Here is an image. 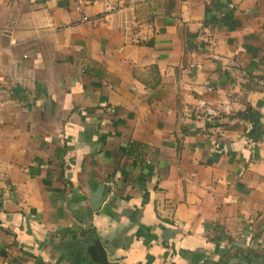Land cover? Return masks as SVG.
Returning <instances> with one entry per match:
<instances>
[{
  "label": "crops",
  "instance_id": "obj_1",
  "mask_svg": "<svg viewBox=\"0 0 264 264\" xmlns=\"http://www.w3.org/2000/svg\"><path fill=\"white\" fill-rule=\"evenodd\" d=\"M248 106L264 0H0V264H264Z\"/></svg>",
  "mask_w": 264,
  "mask_h": 264
},
{
  "label": "trees",
  "instance_id": "obj_2",
  "mask_svg": "<svg viewBox=\"0 0 264 264\" xmlns=\"http://www.w3.org/2000/svg\"><path fill=\"white\" fill-rule=\"evenodd\" d=\"M235 115L239 118H243L249 120L253 123L252 127L246 131V135L250 137L252 140L257 141L263 138L264 131L262 130V126L259 121V112L254 110L250 106L246 108L244 111H239ZM216 119V118H212Z\"/></svg>",
  "mask_w": 264,
  "mask_h": 264
},
{
  "label": "water",
  "instance_id": "obj_3",
  "mask_svg": "<svg viewBox=\"0 0 264 264\" xmlns=\"http://www.w3.org/2000/svg\"><path fill=\"white\" fill-rule=\"evenodd\" d=\"M101 199L102 197L99 196V194H95L94 201H92V207L94 209L98 208ZM87 252L91 259L97 264H119L116 261L108 260L105 250L98 239H95L93 244L88 247Z\"/></svg>",
  "mask_w": 264,
  "mask_h": 264
},
{
  "label": "built area",
  "instance_id": "obj_4",
  "mask_svg": "<svg viewBox=\"0 0 264 264\" xmlns=\"http://www.w3.org/2000/svg\"><path fill=\"white\" fill-rule=\"evenodd\" d=\"M206 88L208 90H210L211 86L206 85ZM198 106L201 108L202 112L206 116H211L215 113L213 106H211L210 102L207 99H205L204 97H202L198 100Z\"/></svg>",
  "mask_w": 264,
  "mask_h": 264
}]
</instances>
